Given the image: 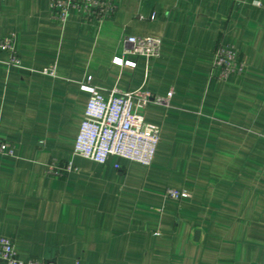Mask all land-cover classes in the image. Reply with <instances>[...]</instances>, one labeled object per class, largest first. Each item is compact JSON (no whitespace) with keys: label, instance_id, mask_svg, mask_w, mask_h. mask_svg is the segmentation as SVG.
I'll use <instances>...</instances> for the list:
<instances>
[{"label":"crops","instance_id":"obj_1","mask_svg":"<svg viewBox=\"0 0 264 264\" xmlns=\"http://www.w3.org/2000/svg\"><path fill=\"white\" fill-rule=\"evenodd\" d=\"M48 4L0 0L21 61H0V235L55 264H264V0H117L100 23L71 11L63 24ZM126 35L159 37L158 56L123 53ZM224 45L244 68L220 79ZM88 77L104 94L171 91L142 111L160 127L150 165L72 153Z\"/></svg>","mask_w":264,"mask_h":264},{"label":"built area","instance_id":"obj_2","mask_svg":"<svg viewBox=\"0 0 264 264\" xmlns=\"http://www.w3.org/2000/svg\"><path fill=\"white\" fill-rule=\"evenodd\" d=\"M117 0H49L50 18L59 24L65 23L71 11L86 20L100 23L116 10ZM161 39L153 36L126 35L123 38V53L134 54L145 59L158 56ZM7 52L3 61L7 66L21 67L16 53L14 35L0 38V53ZM112 62L117 65L133 67L134 62L114 56ZM213 66L218 69V78L243 71L244 64L236 56L233 46L217 47ZM43 74L54 75L55 67L43 68ZM81 87L87 91L88 99L82 113L78 131L73 143L72 153L103 164L110 155L119 156L128 161L150 165L159 141L160 127L145 120L143 109L153 103L167 105L171 96L153 95L142 90L111 89L102 93L98 87L90 84L89 77ZM10 143L0 137V154L11 155ZM48 171L58 175L60 172L76 170L70 162L64 165L49 163ZM163 196L180 200L188 196L187 191L167 188ZM0 264H55L52 260L35 257L21 259L9 237L0 235ZM78 264V263H75Z\"/></svg>","mask_w":264,"mask_h":264}]
</instances>
